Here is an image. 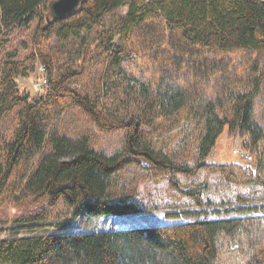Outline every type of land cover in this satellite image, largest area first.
I'll return each mask as SVG.
<instances>
[{
    "label": "trees",
    "instance_id": "16d2710c",
    "mask_svg": "<svg viewBox=\"0 0 264 264\" xmlns=\"http://www.w3.org/2000/svg\"><path fill=\"white\" fill-rule=\"evenodd\" d=\"M50 0H0V46L14 28L29 26L40 17L37 36L61 39L90 31L91 25H68L70 18L85 17L94 23L123 6L129 5L123 34L128 40L141 24L164 18L166 27L179 32L193 46L209 50L264 51V0H85L78 12L65 19L48 21ZM109 72L123 53L109 43ZM15 58L11 55L10 59ZM42 59V61L40 60ZM38 61L51 68L52 58L37 53L25 62L10 60L5 64L0 92V120L16 107H22L20 127L14 142L7 145L6 161H0V198L14 170L29 154H40L47 134L40 123V113L64 101L79 107L100 128L125 131L123 153L107 155L91 148L87 139L50 138L52 153L37 164L22 191L36 200L50 198L51 204L63 200L76 207L74 216H127L143 209L124 199L113 200L114 177L136 160L150 163L155 175L171 173L195 177L203 170L221 174L227 181L259 184L264 187V128L254 120L255 92L237 93L230 115H219L210 101L199 138L193 165L179 163L167 152L171 138L145 129L138 117L113 120L102 114L90 96L70 90L66 84L72 75L62 78L48 75V84L40 92L24 90L20 78H27ZM48 70V69H47ZM107 79L111 78V72ZM52 73V72H51ZM180 96V94H178ZM179 96L164 97L163 104L182 108ZM197 112L182 111L179 120L192 121ZM225 132L241 135L256 170L235 160L214 161L212 153ZM127 156V157H126ZM236 156V155H235ZM173 186H177L173 180ZM202 186L184 193L196 206L204 205ZM241 212H245L244 209ZM193 212H171L168 216H191ZM203 216L204 211L198 212ZM44 219L34 217L30 221ZM29 227H21L23 230ZM0 264H264V217L238 216L204 219L153 227H130L81 233L31 234L0 239Z\"/></svg>",
    "mask_w": 264,
    "mask_h": 264
},
{
    "label": "rangeland",
    "instance_id": "374dc122",
    "mask_svg": "<svg viewBox=\"0 0 264 264\" xmlns=\"http://www.w3.org/2000/svg\"><path fill=\"white\" fill-rule=\"evenodd\" d=\"M129 9V5L123 6L99 23L85 17L70 18L68 25L90 24L91 30L78 36L71 35L67 40L61 39L57 32L52 36H37L40 17L29 26L12 29L0 46V92L8 61L22 63L37 53L46 54L53 61L52 70L47 67V76L54 74L62 78L75 73L66 84L70 90L90 96L107 118L138 117L143 127L156 132L161 141L171 138L166 152L183 164L195 162L210 101L217 114L230 115L237 93L255 92L254 120L264 128V51L209 50L193 46L179 32L168 30L164 18L145 21L126 40L123 27ZM43 14L47 16L48 11ZM111 42L113 46H120L123 55L113 64L119 66L110 71L111 78L107 79L112 53L106 47ZM11 55L15 58L10 59ZM39 76V69L33 70L27 78L19 79L20 87L32 93L40 92L32 86ZM168 96H179L183 101L182 108L177 109L174 104L162 105L164 97ZM21 109L16 107L0 120L2 162L6 161L7 145L14 142L20 127ZM182 111L197 112L198 118L181 121ZM39 118L47 142L40 154L29 153L9 179L0 198V239L153 227L195 221L201 217H264L262 185L229 182L221 174L209 170H203L195 177L178 174L173 178L171 173L157 176L150 163L142 159L118 173L111 188L113 200L124 199L143 209L137 214L89 217L82 213L75 217L76 207L63 200L51 204L50 198L24 197L22 191L38 162L53 151L50 144L53 135L74 140L85 138L92 149L110 156L123 153L124 130L100 128L68 101L43 111ZM245 141L241 135L230 137L225 132L211 159L235 160L256 170ZM173 180L177 186H173ZM199 185L204 189L203 206H196L184 193ZM242 209L245 212H241ZM176 211L193 214L168 216ZM200 211L205 214L199 215ZM38 216L44 219L30 221ZM26 226L29 228L18 230Z\"/></svg>",
    "mask_w": 264,
    "mask_h": 264
},
{
    "label": "water",
    "instance_id": "95a60500",
    "mask_svg": "<svg viewBox=\"0 0 264 264\" xmlns=\"http://www.w3.org/2000/svg\"><path fill=\"white\" fill-rule=\"evenodd\" d=\"M85 0H50L48 3V21L65 19L78 12Z\"/></svg>",
    "mask_w": 264,
    "mask_h": 264
},
{
    "label": "built area",
    "instance_id": "2783aa9c",
    "mask_svg": "<svg viewBox=\"0 0 264 264\" xmlns=\"http://www.w3.org/2000/svg\"><path fill=\"white\" fill-rule=\"evenodd\" d=\"M38 69L40 76L32 86H34L33 88L36 91H41L48 84L47 68L42 63H38ZM246 151L248 152V155H250V152L248 150Z\"/></svg>",
    "mask_w": 264,
    "mask_h": 264
}]
</instances>
